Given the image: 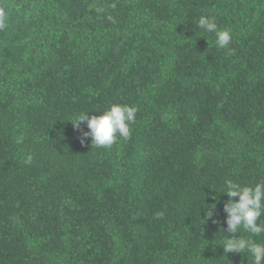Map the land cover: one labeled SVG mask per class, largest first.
Instances as JSON below:
<instances>
[{
	"label": "trees",
	"instance_id": "16d2710c",
	"mask_svg": "<svg viewBox=\"0 0 264 264\" xmlns=\"http://www.w3.org/2000/svg\"><path fill=\"white\" fill-rule=\"evenodd\" d=\"M0 9V264H253L221 246L226 182H264V0ZM113 104L137 109L130 138L81 143L77 117Z\"/></svg>",
	"mask_w": 264,
	"mask_h": 264
},
{
	"label": "clouds",
	"instance_id": "9594fccd",
	"mask_svg": "<svg viewBox=\"0 0 264 264\" xmlns=\"http://www.w3.org/2000/svg\"><path fill=\"white\" fill-rule=\"evenodd\" d=\"M6 15L0 9V29L4 28ZM197 26L205 32L215 33L216 46L227 49L231 40L230 30H220L215 17L202 15ZM137 109L129 105L113 104L101 115L89 116L82 113L77 117L74 124L77 130L81 123L86 122L88 131H81V143L90 139L94 146L111 147L117 138L128 140L131 136V125L135 123ZM33 157L29 155L25 164H31ZM227 201L223 205L225 213L224 224L226 227L222 232L224 240L222 248L224 253H248L253 259V264H264V243H258L252 237H258L264 233V223H258L259 218L264 215V182L256 183L254 186H241L231 180L226 182ZM236 198V199H234ZM164 211H157L154 219H162ZM216 206L212 205L205 212L203 222L211 221L219 224L215 219ZM241 229L249 234L247 238L239 234Z\"/></svg>",
	"mask_w": 264,
	"mask_h": 264
}]
</instances>
